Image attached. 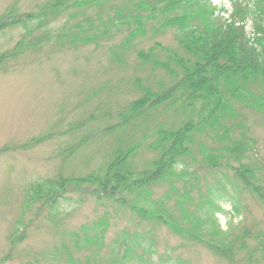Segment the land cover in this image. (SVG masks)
Returning <instances> with one entry per match:
<instances>
[{
  "label": "rangeland",
  "instance_id": "374dc122",
  "mask_svg": "<svg viewBox=\"0 0 264 264\" xmlns=\"http://www.w3.org/2000/svg\"><path fill=\"white\" fill-rule=\"evenodd\" d=\"M54 1L0 0V18L9 11L15 18L35 13ZM211 3L231 11L227 0ZM129 5V0H95L72 7L49 22V39L28 24L33 31L24 43L33 44L12 57L2 55L15 48L22 29H0V264H250L247 251L264 245V201L230 170L203 163L205 154L223 146L210 130L196 135L191 155L183 160L189 174L152 185L150 204L144 205L142 193L125 195L123 203L96 198L88 187L67 189L52 211L43 201H29L32 184L99 174L117 150L134 149L125 162L128 170L148 167L158 156L156 132L172 131L192 116L160 105L113 128L117 114L142 91L170 82L138 53L155 44L180 52L175 30L160 29L152 20L129 39L134 26L119 18L132 10ZM77 25L83 28L74 33ZM153 52L161 61L167 55ZM244 87L248 102L233 105L223 125L231 139L241 136L250 146L249 161L264 166V81L252 78ZM133 199L145 209L163 208L185 231L139 217L128 206ZM191 231L214 244L234 245V260L220 256L207 240L191 239ZM244 233L245 248L239 250Z\"/></svg>",
  "mask_w": 264,
  "mask_h": 264
},
{
  "label": "trees",
  "instance_id": "16d2710c",
  "mask_svg": "<svg viewBox=\"0 0 264 264\" xmlns=\"http://www.w3.org/2000/svg\"><path fill=\"white\" fill-rule=\"evenodd\" d=\"M227 1L231 11L224 18L221 14L226 12L225 9L213 6L211 0H129L128 7H132V10L119 17L124 22L130 19L134 26L129 39L141 33L146 22L152 20L160 29L175 30L174 39L180 52L167 51L155 44L147 52L138 53L140 61L165 72L170 82L159 90L142 91L139 98L117 114L113 128L125 125L160 105L172 106L177 111H190L192 116L172 131L160 128L156 132L155 148L158 156L148 167L139 171L128 170L125 162L134 149L117 150L113 160L99 174L91 173L72 179H48L32 184L27 190L31 203L43 201L48 211H52L57 201L66 196L67 189L74 191L88 187L96 198L123 203L126 202L125 195L136 198L142 193L144 205H147L152 185L189 174L183 160L191 155L196 135L206 130L213 131L214 137L221 140L223 146L220 152L205 154L203 163L213 169L230 170L234 180L246 191L255 199L264 201V166L252 164L246 156L250 146L241 136L236 140L231 139L229 130L223 125L224 118L233 112V105L248 102L245 82L252 78L264 81V0ZM90 2L95 0H57L45 4L35 13L17 18L9 11L0 18V29L18 26L22 29V36L15 48L2 56L12 57L33 44L24 43L26 36L33 31L27 28L28 24H33L44 38L49 39L52 37L48 29L49 22L72 7ZM248 21L251 24L250 32L246 31ZM82 28V25H77L72 29L73 32H80ZM60 36L67 37L66 34ZM155 49L165 51L167 55L164 60L155 58ZM178 165H184L179 172L176 171ZM164 198L167 199V196ZM159 205L163 204L159 202ZM128 206L139 217L169 223L168 226L177 233L185 231L173 224L163 208L148 210L134 199L128 202ZM101 232L103 234V230ZM187 235L194 240L209 241L210 246L215 245V251L220 256L229 261L234 260V255L230 253L234 245L227 247L214 244L195 231ZM247 235L244 233L240 239L239 250L245 248L244 237ZM254 238L260 240L257 235ZM246 258L250 264H261L264 245L258 243L256 248L248 250Z\"/></svg>",
  "mask_w": 264,
  "mask_h": 264
}]
</instances>
